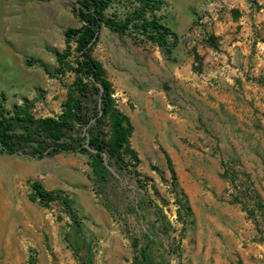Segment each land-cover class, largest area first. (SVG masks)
<instances>
[{"label": "rangeland", "instance_id": "rangeland-1", "mask_svg": "<svg viewBox=\"0 0 264 264\" xmlns=\"http://www.w3.org/2000/svg\"><path fill=\"white\" fill-rule=\"evenodd\" d=\"M75 4L0 0L5 18L0 39L16 51L14 61L8 53L0 64V102L6 110L27 101L37 117L62 111L76 73H57V57L67 47L65 30L82 25ZM138 6L137 0H114L107 12L123 19ZM174 9L193 17L183 31H175ZM155 13L179 35L170 53L132 24L125 32L103 25L92 52L119 107L133 114L136 130L132 124L129 143L139 162L124 152L123 160L110 164L106 153L107 170L98 174L87 152L30 158L0 151V208L31 200L32 183L38 181L68 198L77 215L75 222L60 199L48 206L31 200L40 210L31 230L21 215L0 218V264H30V256L35 264H264V0H163ZM71 45L68 61L76 66L79 56ZM177 64L204 74L209 85L223 87L240 103L243 158L208 145L224 168L223 187L195 175L196 182L180 184L159 147L158 125L169 119L156 120L151 134L138 131L148 118L130 92L141 100L165 94L166 110L175 112L179 86L169 72ZM104 122L108 139L111 127ZM16 161L36 168L30 172ZM91 202L103 211L100 221L86 209ZM105 226L108 233H98ZM35 231L42 246L24 239ZM8 235L12 247L5 253Z\"/></svg>", "mask_w": 264, "mask_h": 264}, {"label": "trees", "instance_id": "trees-1", "mask_svg": "<svg viewBox=\"0 0 264 264\" xmlns=\"http://www.w3.org/2000/svg\"><path fill=\"white\" fill-rule=\"evenodd\" d=\"M137 1L139 6L122 19L118 18L115 11L110 14L107 12L114 0H76L74 11L82 25L65 30L67 47L57 57V73H76V79L69 87L68 99L63 102L59 114L41 117L34 114L32 104L27 101L15 104L11 110H6L1 101V152L30 158L87 152L90 153L98 174L107 170L104 158L106 153L110 155V164L113 163V158L116 161L123 160L124 152L130 153L133 160L139 162L135 149L129 143L133 131L131 120L120 109L114 96L115 90L105 76L102 63L92 54L103 25L125 32L132 24L141 30L145 39L156 41L169 53L173 50L179 41V35L162 23L161 16L155 13L161 9L163 0ZM148 10L151 11L150 16L147 15ZM72 41L79 56L76 66L68 61L72 53ZM105 120H108L111 127L108 139L104 131ZM168 165L174 173L169 159ZM134 174L139 175V172ZM32 189L31 200H38L42 205L48 206L50 202L60 199L67 206L72 219L77 222V215L68 198L44 189L38 181L32 183ZM29 263L35 264L32 256Z\"/></svg>", "mask_w": 264, "mask_h": 264}, {"label": "crops", "instance_id": "crops-1", "mask_svg": "<svg viewBox=\"0 0 264 264\" xmlns=\"http://www.w3.org/2000/svg\"><path fill=\"white\" fill-rule=\"evenodd\" d=\"M173 15L178 17L177 21L179 22L175 31L185 30L186 25L193 21L191 14L184 10L174 9ZM4 22L5 18L0 14V25ZM231 49L232 51L234 50L233 47ZM8 53L10 59L14 61L16 58L15 49L13 47L9 49L6 42L0 39V64L6 60ZM29 72L32 73V71ZM191 72L189 65L178 64L174 65L169 72L176 79V84L179 86L177 92L174 93L178 97L175 104V112L169 113L166 110L168 109V103L166 102L165 94H159L156 99L152 96L141 100L136 97L134 91L130 92V96L144 106L145 114L148 118L147 125L144 124L138 131L146 135L151 134L149 127H152L156 120L160 118L169 119L168 123L165 122L158 125L159 147L165 154L167 165L169 159L174 172L177 176H180V184L187 185L196 182L193 178L195 175L202 176L209 183H216L218 186L223 187L226 178H222L220 175L224 174V168L219 158L209 152L208 145L212 146L214 144L215 146L218 144L222 154H235L243 158L244 154H242L243 150L240 141L241 130L244 126H241L238 121L242 116L241 108L239 107L240 103L237 98L233 100L234 96L223 87L209 85L203 79L205 77L204 74H192ZM169 106L172 107L171 104ZM120 109L129 116L136 130L133 114L126 109ZM253 113L254 111L252 110V116ZM230 119L234 122H231ZM250 141L252 145L255 143L253 138ZM190 144H192V147ZM15 166L19 168L26 167L30 172L36 168L34 167L35 164H26L25 166L21 161H16ZM86 209L95 213L97 215L96 218L100 221L98 215L103 214V211L98 205L91 202ZM39 211L38 206L33 204L31 200L21 198L15 203L10 201L5 202L2 208H0V218L4 216L10 217L12 213L21 215L24 218L23 222L26 224V227L31 230L29 226L32 223L34 225L38 223L37 217ZM98 233H108V228L106 226L104 229L98 228ZM24 239H29L31 243L42 246L43 237L39 232H36L34 236ZM2 247L5 253L10 252L12 242L9 235L4 240Z\"/></svg>", "mask_w": 264, "mask_h": 264}]
</instances>
